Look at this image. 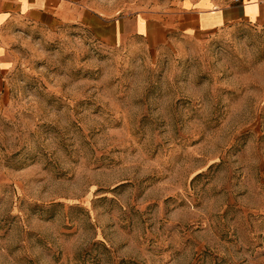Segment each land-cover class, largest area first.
<instances>
[{
	"label": "rangeland",
	"instance_id": "1",
	"mask_svg": "<svg viewBox=\"0 0 264 264\" xmlns=\"http://www.w3.org/2000/svg\"><path fill=\"white\" fill-rule=\"evenodd\" d=\"M186 1L0 30V264H264V26L137 33Z\"/></svg>",
	"mask_w": 264,
	"mask_h": 264
},
{
	"label": "crops",
	"instance_id": "2",
	"mask_svg": "<svg viewBox=\"0 0 264 264\" xmlns=\"http://www.w3.org/2000/svg\"><path fill=\"white\" fill-rule=\"evenodd\" d=\"M60 8V0H0V30L29 14H50L52 9ZM173 15L175 25L166 19ZM156 18L151 27V21L143 18L144 23L139 17L138 25H145L144 31L139 30L137 25V33L149 36L154 31L163 34L178 28L188 34L200 33L243 22L264 26V0H237L224 4L218 0H187L178 8L158 14Z\"/></svg>",
	"mask_w": 264,
	"mask_h": 264
}]
</instances>
